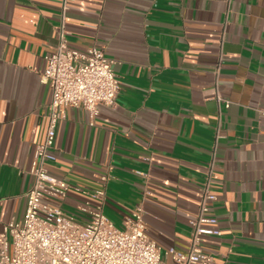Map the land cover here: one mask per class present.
Returning a JSON list of instances; mask_svg holds the SVG:
<instances>
[{
    "label": "crops",
    "instance_id": "1",
    "mask_svg": "<svg viewBox=\"0 0 264 264\" xmlns=\"http://www.w3.org/2000/svg\"><path fill=\"white\" fill-rule=\"evenodd\" d=\"M61 2L0 0V232L23 216L44 140L50 90L40 74ZM63 31L69 48L98 47L115 62L120 89L93 126L83 109L65 110L49 172L104 190L118 229L141 204L147 237L172 264L164 252H188L212 163L221 235L205 236L203 251L211 264H264V0H73ZM86 201L99 204L71 189L61 206L87 222Z\"/></svg>",
    "mask_w": 264,
    "mask_h": 264
},
{
    "label": "built area",
    "instance_id": "2",
    "mask_svg": "<svg viewBox=\"0 0 264 264\" xmlns=\"http://www.w3.org/2000/svg\"><path fill=\"white\" fill-rule=\"evenodd\" d=\"M73 0H62V25L57 44L44 55L45 67L40 82L50 90L47 125L43 142L36 146L26 191L25 210L20 220H11L0 232V264H166L160 248L146 235L144 210L137 205L125 218L122 229L104 215V190L88 192L52 175L47 164L54 162L57 127L69 107L83 109L93 126L100 106H112L120 89L114 72L115 62L103 50L91 47L86 52L69 48L64 38V13ZM217 73V72H216ZM220 103L222 98L216 96ZM224 107L230 106L224 101ZM264 115V112H263ZM212 163L203 184L197 217L186 254L169 249L172 264H211L212 256L201 246L205 236L219 237L217 218L211 210L216 196L211 189ZM109 175L101 177L108 181ZM73 189L99 201L90 210L86 201L78 209L87 222L67 213L61 206Z\"/></svg>",
    "mask_w": 264,
    "mask_h": 264
}]
</instances>
